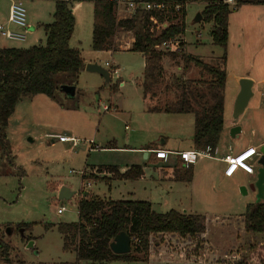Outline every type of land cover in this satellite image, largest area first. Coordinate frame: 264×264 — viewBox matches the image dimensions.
<instances>
[{
	"label": "rangeland",
	"instance_id": "obj_1",
	"mask_svg": "<svg viewBox=\"0 0 264 264\" xmlns=\"http://www.w3.org/2000/svg\"><path fill=\"white\" fill-rule=\"evenodd\" d=\"M15 1L22 4L27 27L24 31L14 26L12 28L22 33L25 40L6 41L0 38V48L28 49L43 46L45 32L40 24L52 22L53 2ZM9 5L8 0H0L2 24L8 17ZM69 7L75 19L69 47L78 49L82 58L110 69V83L108 86L99 75L86 71L78 75L59 73L54 75L56 91L53 101L39 95L18 102L15 114L20 122L5 130L4 143H0V264H89L77 262L72 252H63L62 237L56 230L58 224L78 221L77 204L87 192L89 199L96 196V199L111 200L125 199L128 197L126 193L132 192L134 201L155 203L153 211L157 213L174 209L195 214L191 208L175 206L165 200L169 186L167 183L157 185L156 191L150 192L143 191L142 187L133 182L112 181L109 188L98 177L97 181L88 180V177L87 181L81 180L83 172H89L93 167L116 166L120 169L144 162L142 153L107 150L109 146L127 149L159 148L165 142V149H190L187 145L193 132L194 120L191 114L144 112V105L137 98L138 90L134 84L143 69L140 54L128 50L114 54L108 51L94 52L91 49L92 3L89 0H69ZM201 10L199 3L186 5V30L180 41L184 44V53L186 41L190 45L191 55L197 57L205 53L207 57L200 58L216 66L223 50L211 45V25L201 21L194 23L195 16ZM116 15L117 19L129 16L123 12ZM229 19L230 43L226 53L228 70L233 73L245 71L256 78L263 77L264 7L242 6L233 11ZM129 39V35L120 36L115 50L124 49ZM194 43L205 45L193 50ZM119 45L122 48H118ZM160 50L167 52L162 47ZM106 62H111L110 66L105 67ZM178 66H181L180 59L174 62L167 60L165 63L163 80L170 88L174 87L171 76L181 77L177 71ZM120 80L124 86L120 92H112L111 87H118ZM64 87L73 88L74 94L66 95ZM174 98L175 92L168 93V104L173 103ZM62 136L73 137L78 145L71 147L70 143L61 144L58 137ZM174 161L173 156H168L166 165ZM150 169L147 170L146 182H149ZM93 174L89 175H97L95 172ZM61 187H67L75 195L70 200L59 201L57 195ZM209 188L206 185V208H201L205 213L197 212V215L205 217L206 230L203 234L194 237L152 235L145 262L116 261L103 264H241L249 260L257 248L264 244V234H245L243 215L226 217L237 211L231 209V212H227L228 205L213 206L210 196L214 192ZM221 189L224 201L229 204L236 197L240 199L243 194L239 188L235 191L227 190L229 188L226 184H222ZM247 189L249 192V187ZM61 208L63 211L58 214L57 210ZM18 224H29L32 227L24 231L22 236V228H17ZM45 226L51 227L45 229ZM29 242H34L33 249L26 248ZM133 246L130 244V253ZM135 256L143 258L141 253Z\"/></svg>",
	"mask_w": 264,
	"mask_h": 264
},
{
	"label": "trees",
	"instance_id": "obj_2",
	"mask_svg": "<svg viewBox=\"0 0 264 264\" xmlns=\"http://www.w3.org/2000/svg\"><path fill=\"white\" fill-rule=\"evenodd\" d=\"M54 4L52 22L41 25L45 32L43 46L28 49L0 48V143L5 140L8 121L18 102L25 98L42 95L54 100L56 85L54 75H78L84 71V61L80 52L69 47L74 30V18L69 0H44ZM93 4V24L91 49L94 52L108 51L112 47L115 34L130 33L133 42L131 52L139 53L144 59L141 88L143 94L151 92L163 80L164 57L174 61L180 59L183 68L193 65L207 76L208 82H191L174 78L176 99L154 112L167 114H192L194 116L193 145L195 150L206 147L216 148L224 127L223 93L226 83V50L228 43L229 16L236 9L247 5H261L264 0H232L233 6L225 0H136L163 2L167 9L163 12L138 10L128 18L117 19L116 9L108 0H89ZM193 3L204 4L201 22L211 25L209 37L211 45L223 50L216 66L204 63L199 58L184 53L180 37L185 34V7ZM179 5L180 10L174 11ZM178 40L179 51L163 52L160 47L167 42ZM162 80V81H161ZM195 83L204 86L206 92L193 93L189 89ZM117 86L111 87L115 92ZM199 100V101H197ZM202 100H204L202 102ZM98 173L111 174L119 181H137L143 177L141 166H132L120 174L116 167H99ZM176 180L189 183L193 178L192 167L184 169L181 163L175 166ZM87 179H94L92 175ZM85 176L82 181L87 180ZM78 221L58 224L56 230L62 237L63 252L75 254L77 262L103 264L116 261L145 262L149 254V239L152 235L175 234L181 237L203 234L206 230L205 217L177 211L156 213L149 202L112 201L89 199L82 196L77 204ZM32 225L18 224L23 231ZM51 226H45V229ZM243 230L248 235L264 234V202L247 205L243 214ZM124 232L130 239L135 238L133 250L129 254L115 255L109 245L117 234ZM30 239H27L29 241ZM143 254L139 259L135 254ZM241 264H264V244L260 245L249 260Z\"/></svg>",
	"mask_w": 264,
	"mask_h": 264
},
{
	"label": "crops",
	"instance_id": "obj_3",
	"mask_svg": "<svg viewBox=\"0 0 264 264\" xmlns=\"http://www.w3.org/2000/svg\"><path fill=\"white\" fill-rule=\"evenodd\" d=\"M8 2L10 4L11 0H8ZM201 6L203 9L204 4H201ZM0 17H1V15H0ZM124 18H126V17H124ZM124 18H121V19H124ZM229 18H230V16H229ZM7 19H8V17H7ZM7 19H6V22L4 24L0 23V25L3 26L5 29H8V30L13 31V32H17V31H15L14 27L12 28V26L8 23ZM0 21H1V19H0ZM74 21H75V19H74ZM41 25H44V24H40V26ZM229 26H230V19H229V24H228V43H227L226 53L228 51V45L230 43ZM122 35H129L130 36L129 42L124 49L115 50L114 47L117 46L116 43H119L118 39ZM70 40H71V38H70ZM196 41H195V43H196ZM111 42H112V46H111L112 48L109 49L108 52H110L111 54H114V53L120 52L121 50L130 51V48H131V45L133 42V38H132V35L130 33L120 32V33H117L114 35ZM184 43L186 44V54L191 55L190 45H188L186 43V41H184ZM195 43L193 44L194 45L193 50H197L196 47L199 48V47L205 45V43L204 44L203 43L202 44H195ZM206 43H209V42H206ZM207 45H209V44H207ZM118 48H122V46L119 45ZM73 49H76V48H73ZM76 50H78V49H76ZM209 51L211 54H213L211 49H209ZM204 54L205 53H202V55H197L196 58H199L200 60H202L201 58H202V56H204L203 59H205L207 56ZM80 55H81V53H80ZM140 56L142 58V64H143L142 68H144V59H143L141 54H140ZM191 56L195 57L194 55H191ZM200 56H201V58H200ZM82 59L84 61V65L88 64V63H93V61H91L89 59H87V60L84 58H82ZM167 60H170V59L167 57H164L162 60V65H163L164 69H165V63ZM174 61H177V59ZM204 63H206V62H204ZM105 64H109V66H110L111 62L110 63L106 62ZM206 64H208V63H206ZM227 64H228V56L226 55V65H225L226 83H225V88H224V93H223L224 127H223L222 133L220 135L218 145L216 147L217 158L216 159H202L198 162V164L196 163L192 167L193 178L189 183H182V182H178L176 180V174L174 172L175 166L177 163H180L176 156L168 155V156H173L175 161L172 164L166 165L168 156L166 157L165 160H157V159H155L154 155L149 154L148 151L158 149V150L168 151L170 153H178V152H186V151L195 150L194 145H193V132H192V135L190 138L189 145H187L190 149H187V148L180 149V150L165 149L164 148V146L166 145L165 142L163 144L161 143V147H159V148H157V147H145V148H140V149H134V148L127 149V147H124V148H118V147H114V146L113 147H111V146L107 147V150H119V151L128 150V151L139 152V153L143 154V160H144L143 163H141V164L136 163L137 165H131V166L126 165V167H123L120 169L117 168L118 172L120 174H122V173L126 172L130 167L140 165L142 167V170H143V177L137 181L114 180V179H112L111 174H106L104 172L98 173L97 167L91 168L93 170H90L89 172H86L87 170H85L83 172L82 176L88 177L89 174L94 175L93 173L95 172V173H97V175H95V177L102 179L100 181H104L106 184H108L109 188H111L110 183L112 181L118 182V183L133 182L136 185H139L140 187H142L143 191L149 190L150 192H152V190L156 191L157 185L160 186V185H163L164 183H167L169 186L167 187L168 192H167V195L165 197V200L167 202H170V203L172 202L175 206H186L188 208H191V210H193V213H195L196 215H197V212H199L201 214H203V212L205 213V211H203L204 209H201V208H206V207H204V205L206 204L208 198H207V195H205V191H206V185H209L211 187L209 189H211L214 192V194L210 196L211 197L210 203H212V204L214 203L213 206L220 205L222 207L223 205H225V206L228 205V207L226 209L227 212H231L232 210H234L233 212L237 211L235 213H229L230 215L225 214L226 217H233L236 214H239V215L242 214L243 215L245 213L247 205L255 204L254 200L256 199L257 193H256V190L251 189V185L255 182L256 171L258 169L256 162H257L259 155L250 161V165L253 168L252 174H247L241 170H238L230 178H227L223 175V172L225 169V164L223 162L219 161L218 158L223 157L225 154L236 155V154H239L240 152H242L248 148H255L256 151H258V153H259L260 148L264 147V76L263 77L260 76V77L256 78V77L250 75L249 73H247L245 71L233 73V72L228 70ZM183 67H184V64L182 62H181V66L177 67V71L181 75V77H178L179 79H182L184 81L189 80L191 82H194V81L201 82V83L202 82H208L207 76L202 74L195 67H193L191 65L188 66L187 68H183ZM108 71H109V75H110V69H108ZM83 72L84 71H82L81 73H83ZM142 74H143V69H142L141 75L135 79L134 84H135V88L138 90L137 98L141 99V101L144 105L142 108L143 111L148 113V114L149 113H164V112H154L153 110L154 109H162V108H164V106H166L169 103L167 101L168 93L174 94V92H175L174 87L170 88L169 84H166L163 81L162 83L160 82V84L156 88H154L151 92L144 95L142 88H141ZM164 77H165V71L163 72V79H164ZM171 78L174 79L175 76L172 75ZM241 79H249L252 81L253 96L250 98V100H249V102H248V104L244 110L243 115L240 116V118L238 119L237 126L240 127V134L237 137H235L234 139H232L230 137V130L232 128V110H233V104H234L235 98L239 92L238 82ZM109 83H110V81H109ZM108 86H109V84H108ZM123 86H124V83L120 80L118 87H117V92H120V88H122ZM189 91L193 92V93L198 92L200 94L201 93L204 94L206 92L204 86H199V85H196L195 83H193V85L191 86ZM174 101H175V98H174L173 102ZM197 101H199V100H197ZM203 101L204 100H202V102ZM15 111H16V109H15ZM15 111L9 119L8 126L6 129H11L13 126H16L19 124L20 118L16 116L17 114H15ZM193 120H194V116H193ZM66 138L71 139L73 137H66ZM93 139H94V137H93ZM90 142H92V141H90ZM61 144H69V142H65V143H61ZM70 144H71V147H76L78 145L77 143L75 145H73L72 143H70ZM145 153L147 155L144 158ZM114 167H116V166H114ZM148 168L149 169L151 168L150 169L151 174L149 175V178H148L149 182H146L147 181V172H148L147 170H148ZM88 180H90V179H88ZM94 181H97V179ZM222 184H226L228 186L229 189H227V190H232V191L234 190L235 191L236 189L238 190V188L242 189L243 194L241 195V198L238 199L236 197V198H234L233 203L232 202H231V204L226 203L224 201L225 197H224V194L222 193V189H221ZM247 187H249V192H248ZM170 192H172V193H170ZM84 194H83V196H84ZM126 194L128 195L127 198L115 199V200L112 199V201H134L132 192H127ZM179 195H182V196H179ZM86 196H88V197L90 196L88 192L86 193ZM176 196H178V197H176ZM95 198H97V197L95 196ZM258 198H260V197H258ZM104 200H111V199H104ZM262 200H264V182H263V194H262V199L260 202H263ZM145 202H148V201L146 200ZM149 203H150L151 208L153 210V208L156 204L153 202H149ZM171 210L176 211L174 209H171ZM171 210H169V211H171ZM177 212H181V211H177ZM182 213H186V211L184 210V211H182ZM195 214H193V215H195ZM170 236L173 237V236H175V234H170ZM254 236H257V235H254Z\"/></svg>",
	"mask_w": 264,
	"mask_h": 264
},
{
	"label": "built area",
	"instance_id": "obj_4",
	"mask_svg": "<svg viewBox=\"0 0 264 264\" xmlns=\"http://www.w3.org/2000/svg\"><path fill=\"white\" fill-rule=\"evenodd\" d=\"M113 3L116 14L123 12L128 13L130 17L136 11L141 10L145 12H163L167 9V4L163 2H144V1H136V0H108ZM225 3L233 6L232 0H225ZM180 10V6H174V11L178 12ZM126 17V18H128ZM8 23L11 26L16 27L17 29L24 31L27 27L26 19H25V11L22 7V4L19 1L11 0L8 10ZM0 38H3L7 41H19L22 42L25 40V36L19 32H13L8 29H5L0 25ZM178 40L170 41L164 43L161 47L164 51L167 52H177L179 51ZM109 64H105V67H108ZM104 110H109V108H104ZM58 141L60 143L69 142L73 145L76 144V140L71 138L68 139L66 137H58ZM149 154L154 155L157 160H165L168 155H174L177 157L178 161L181 163L184 169H189L193 167L198 161L202 159H216L217 158V149L206 147L204 150H192L186 152H178V153H170L164 150H150ZM259 153L255 148H248L239 154L231 155L225 154L223 157L218 158L219 161L225 164V169L223 175L227 178L232 177L238 170H241L247 174H252L253 168L250 165V161L258 156ZM63 208L58 209L57 213L61 214ZM137 243L135 238L130 239V244L134 245Z\"/></svg>",
	"mask_w": 264,
	"mask_h": 264
},
{
	"label": "water",
	"instance_id": "obj_5",
	"mask_svg": "<svg viewBox=\"0 0 264 264\" xmlns=\"http://www.w3.org/2000/svg\"><path fill=\"white\" fill-rule=\"evenodd\" d=\"M201 21V15L198 13L194 18V23H198ZM84 71L88 73H94L99 75L106 85L109 84L110 75L108 69L101 67L96 63H88L85 64ZM239 92L235 98L232 110V128L230 130V137L234 139L240 134V127L237 126L238 119L243 115L244 110L253 96L252 92V81L249 79H241L238 82ZM63 91L68 96H72L74 94V89L71 87H64ZM146 153L144 158L146 157ZM258 169L256 171L255 182L251 185V189L256 190V203H259L262 199L263 194V182H264V147L260 148L259 156L256 162ZM75 195V192H71L67 187H61L58 191L57 199L59 201L70 200ZM86 196V193L84 194ZM260 197V198H258ZM24 231L21 229L20 233L23 236ZM27 249L34 248V242H29L26 246ZM111 252L115 255H125L130 253V237L121 232L116 235L114 240L109 245Z\"/></svg>",
	"mask_w": 264,
	"mask_h": 264
}]
</instances>
